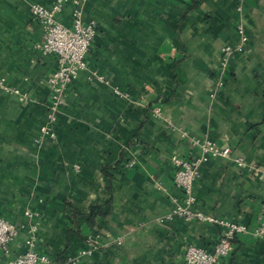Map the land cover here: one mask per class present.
Listing matches in <instances>:
<instances>
[{
  "label": "crops",
  "instance_id": "obj_1",
  "mask_svg": "<svg viewBox=\"0 0 264 264\" xmlns=\"http://www.w3.org/2000/svg\"><path fill=\"white\" fill-rule=\"evenodd\" d=\"M53 1L0 0V215L22 235L25 210H38L37 247L50 264L92 242L69 264H188L187 246L212 247L224 227L165 218L183 198L171 156H197L192 140L208 138L232 155L202 164L192 208L248 228L217 264H264V237L252 232L264 175L234 160L264 171V0H82L98 31L50 138L40 128L58 60L39 50L29 4ZM238 5L248 42L223 67L222 48L239 38ZM58 18L71 24L70 4ZM22 249L20 236L11 252Z\"/></svg>",
  "mask_w": 264,
  "mask_h": 264
},
{
  "label": "built area",
  "instance_id": "obj_2",
  "mask_svg": "<svg viewBox=\"0 0 264 264\" xmlns=\"http://www.w3.org/2000/svg\"><path fill=\"white\" fill-rule=\"evenodd\" d=\"M67 4H70V25L58 18ZM29 10L32 19L39 22L43 28V41L37 45L39 50L46 55H57L58 66L48 77L51 98L48 104L47 120L40 128L41 137L55 138L58 112L65 103L67 91L79 75L87 69V55L98 31L97 22L84 19L82 0H54L51 5L34 2L29 4ZM238 11L241 13V18L236 25L239 35L238 42L222 48L221 64L223 67L228 65L234 53L243 51L248 42L246 24L242 16V5H238ZM5 87L10 90L7 86ZM14 91L19 92L18 89H14ZM155 115H161L159 108L155 109ZM192 142L201 148L199 155L187 157L174 154L171 156L175 167L174 180L182 190L183 198L182 201L176 197L172 199V209L165 218L181 216L187 220L196 219L222 225L224 230L212 247L207 248L191 243L185 250V260L188 264H217L220 258L232 252L236 234L247 232L248 228L242 223L195 211L192 208L196 199L194 185L200 175L203 163L211 157H230L232 148L221 146L208 138H195ZM234 160L238 166L247 168L255 178L264 175V171L257 164L247 163L241 156L235 157ZM23 227L24 234L21 235L20 229L9 218L0 215V264H50L51 258L47 254L41 253L37 247L40 212L27 208ZM252 232L257 237H264V208ZM20 236L23 240V249L18 254H12L11 246ZM89 238L90 242L94 241L91 237ZM92 244L93 246L89 249L81 250L78 256L69 257L68 263L66 261L61 264L75 263L80 256L91 254L96 247L95 242Z\"/></svg>",
  "mask_w": 264,
  "mask_h": 264
}]
</instances>
